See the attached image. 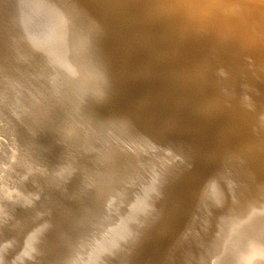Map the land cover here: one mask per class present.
I'll list each match as a JSON object with an SVG mask.
<instances>
[{
    "label": "bare ground",
    "instance_id": "obj_1",
    "mask_svg": "<svg viewBox=\"0 0 264 264\" xmlns=\"http://www.w3.org/2000/svg\"><path fill=\"white\" fill-rule=\"evenodd\" d=\"M0 264H264V0H0Z\"/></svg>",
    "mask_w": 264,
    "mask_h": 264
},
{
    "label": "rangeland",
    "instance_id": "obj_2",
    "mask_svg": "<svg viewBox=\"0 0 264 264\" xmlns=\"http://www.w3.org/2000/svg\"><path fill=\"white\" fill-rule=\"evenodd\" d=\"M31 8V7H30ZM31 11H33L32 13L33 14H36L37 16H34L32 14H26V12L22 11L19 13L18 17H17V20L13 22V25L15 26V31L16 33H20L22 35H24L25 37L29 38L30 40H35V41H38V42H41L42 44H45V45H50L52 44L53 42V35H54V30H55V24L53 23L52 19L47 15L45 14L44 12H41L39 10H34L31 9ZM27 15V16H26ZM39 15V16H38ZM42 15V16H41ZM31 16L33 17H36V18H39L40 20L44 21L45 23H47L48 25V29H47V34L46 36L43 38V40H40V39H37L35 38L34 36H32L31 34L29 33H23V31L21 30H17V27L19 25H21L23 23L22 26H24L26 23L29 24V22H33V21H29ZM41 21V22H42ZM39 22V21H38ZM43 22V23H44ZM16 23V24H15ZM30 25V24H29ZM21 26V27H22Z\"/></svg>",
    "mask_w": 264,
    "mask_h": 264
}]
</instances>
